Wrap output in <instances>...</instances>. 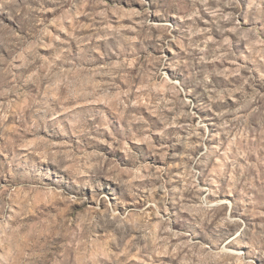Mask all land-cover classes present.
I'll return each mask as SVG.
<instances>
[{"label":"clouds","instance_id":"1","mask_svg":"<svg viewBox=\"0 0 264 264\" xmlns=\"http://www.w3.org/2000/svg\"><path fill=\"white\" fill-rule=\"evenodd\" d=\"M0 264H264V0H0Z\"/></svg>","mask_w":264,"mask_h":264}]
</instances>
